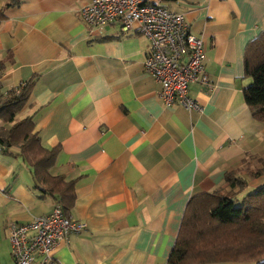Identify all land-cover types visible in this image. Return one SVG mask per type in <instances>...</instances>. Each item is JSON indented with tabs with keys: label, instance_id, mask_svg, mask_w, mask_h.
<instances>
[{
	"label": "crops",
	"instance_id": "crops-1",
	"mask_svg": "<svg viewBox=\"0 0 264 264\" xmlns=\"http://www.w3.org/2000/svg\"><path fill=\"white\" fill-rule=\"evenodd\" d=\"M0 0V92L36 74L17 114L32 115L50 172L75 180L69 215L86 224L60 241L59 264H165L190 196L228 191L225 174L264 183V122L242 96L243 52L264 31V0H161L202 38L210 86L189 85L199 111L166 106L145 71L148 40L111 23L91 29L89 0ZM0 151V233L49 213L58 198L37 190L27 166ZM260 174L250 176L249 172ZM2 264V261L0 260Z\"/></svg>",
	"mask_w": 264,
	"mask_h": 264
},
{
	"label": "trees",
	"instance_id": "trees-1",
	"mask_svg": "<svg viewBox=\"0 0 264 264\" xmlns=\"http://www.w3.org/2000/svg\"><path fill=\"white\" fill-rule=\"evenodd\" d=\"M9 0L4 7L15 5ZM4 69L0 61V75ZM244 76L250 79L242 96L251 117L264 122V31L247 43L243 52ZM36 79L33 74L5 93L0 92V151L20 158L34 187L58 198L67 215L75 202V180L50 172L60 147L45 148L34 131L32 115L19 118ZM261 171H250L254 177ZM230 190L192 195L185 205L178 232L165 264H264V183L241 197L245 178L225 174ZM1 264V263H0Z\"/></svg>",
	"mask_w": 264,
	"mask_h": 264
},
{
	"label": "built area",
	"instance_id": "built-area-1",
	"mask_svg": "<svg viewBox=\"0 0 264 264\" xmlns=\"http://www.w3.org/2000/svg\"><path fill=\"white\" fill-rule=\"evenodd\" d=\"M79 15L91 29L117 23L123 32L146 37L149 44L143 67L160 85L162 102L200 110V104L189 95V85L210 86L204 70V44L189 31L182 13L168 9L161 0H89ZM85 228V223L65 215L56 202L47 214L8 225L11 259L14 264H59L54 252L60 241Z\"/></svg>",
	"mask_w": 264,
	"mask_h": 264
},
{
	"label": "rangeland",
	"instance_id": "rangeland-1",
	"mask_svg": "<svg viewBox=\"0 0 264 264\" xmlns=\"http://www.w3.org/2000/svg\"><path fill=\"white\" fill-rule=\"evenodd\" d=\"M19 161L21 162L20 158H19ZM7 251H8L7 241L5 239V236L0 233V260L2 261V264L8 263L7 262L8 256L6 255ZM12 262H13V260H12ZM13 264H14V262H13ZM215 264H234V263H215Z\"/></svg>",
	"mask_w": 264,
	"mask_h": 264
}]
</instances>
